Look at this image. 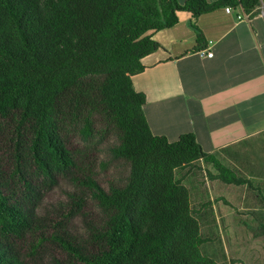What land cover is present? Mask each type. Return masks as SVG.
<instances>
[{
	"label": "trees",
	"instance_id": "1",
	"mask_svg": "<svg viewBox=\"0 0 264 264\" xmlns=\"http://www.w3.org/2000/svg\"><path fill=\"white\" fill-rule=\"evenodd\" d=\"M259 2L0 0V264H218L202 252L218 199L195 211L176 172L202 163L214 170L210 182H249L190 132L173 142L153 135L131 78L159 48L152 35L179 12L249 13ZM112 138L108 152L128 173L104 188L94 152ZM61 181L73 188L67 203L43 214L44 195Z\"/></svg>",
	"mask_w": 264,
	"mask_h": 264
},
{
	"label": "crops",
	"instance_id": "2",
	"mask_svg": "<svg viewBox=\"0 0 264 264\" xmlns=\"http://www.w3.org/2000/svg\"><path fill=\"white\" fill-rule=\"evenodd\" d=\"M240 14L248 13L240 8L226 13L220 7L192 19L179 12L175 26L152 35L159 48L141 60L144 71L131 80L145 96L143 112L151 133L168 141L192 133L203 152L249 182V187L229 189L230 199L221 194L216 199L235 213L262 215L264 16L253 12L238 20ZM193 25L202 37L199 47ZM257 226L264 232V224Z\"/></svg>",
	"mask_w": 264,
	"mask_h": 264
},
{
	"label": "rangeland",
	"instance_id": "3",
	"mask_svg": "<svg viewBox=\"0 0 264 264\" xmlns=\"http://www.w3.org/2000/svg\"><path fill=\"white\" fill-rule=\"evenodd\" d=\"M114 143L112 138L109 142L100 145L99 152H94V155L98 156L97 180L104 188L109 184H121L128 173L127 167L115 161L108 152V148ZM71 145L80 148L82 143L78 139H73ZM199 166V171L193 168L191 172L189 170L176 172V178L184 179L182 184L192 192V209L197 211L207 198L214 200L218 194L230 199L229 196L233 193L229 189H233V186H224L216 181L210 182L206 178V171L210 170L214 173L212 166L202 163ZM218 187H221L219 193ZM72 189L70 183L61 181L57 187L47 192L43 198V214L60 213L61 203H67V194ZM255 202L260 201L258 199ZM212 205L217 228L203 230L202 235L211 240L209 244L203 245V254L211 257L218 264H264V232L257 226V223L264 224V214L261 215L259 211L251 212L252 214H238L220 200L213 202ZM89 207L93 209L91 203ZM72 223L74 229H82L83 223L79 218H75Z\"/></svg>",
	"mask_w": 264,
	"mask_h": 264
},
{
	"label": "built area",
	"instance_id": "4",
	"mask_svg": "<svg viewBox=\"0 0 264 264\" xmlns=\"http://www.w3.org/2000/svg\"><path fill=\"white\" fill-rule=\"evenodd\" d=\"M264 0H260L259 4L251 11L249 12L247 15H243V14H240V15H237L236 18L238 20H242V19H247L248 17H250L251 13L253 12H257L258 15H262L264 16V9H263V6H262V2ZM225 12L226 13H231V8L230 7H225ZM207 57H212V53H207Z\"/></svg>",
	"mask_w": 264,
	"mask_h": 264
}]
</instances>
